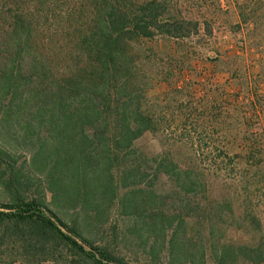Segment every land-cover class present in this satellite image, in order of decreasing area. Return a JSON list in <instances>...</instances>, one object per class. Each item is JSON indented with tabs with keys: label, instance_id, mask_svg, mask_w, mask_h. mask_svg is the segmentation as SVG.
I'll use <instances>...</instances> for the list:
<instances>
[{
	"label": "trees",
	"instance_id": "trees-1",
	"mask_svg": "<svg viewBox=\"0 0 264 264\" xmlns=\"http://www.w3.org/2000/svg\"><path fill=\"white\" fill-rule=\"evenodd\" d=\"M215 25L264 42V0H0V264H264L263 150L175 68Z\"/></svg>",
	"mask_w": 264,
	"mask_h": 264
},
{
	"label": "rangeland",
	"instance_id": "rangeland-1",
	"mask_svg": "<svg viewBox=\"0 0 264 264\" xmlns=\"http://www.w3.org/2000/svg\"><path fill=\"white\" fill-rule=\"evenodd\" d=\"M237 31L236 27L219 29L215 25L210 44H203V52H198L202 58L194 57L195 53L189 54L187 59L184 58L183 64H176L175 68L183 65L187 71L185 79L197 82L196 89L206 98L207 106L197 100L190 105V121L199 122L196 126L203 131L210 134L214 132V138L217 132V145L228 153L241 151L248 143L258 145L263 153H256L253 161H264V42H260V37L243 39ZM192 51L189 49L190 53ZM181 53L183 52L180 50L175 53L169 48L161 47L160 55L168 58V61L176 62ZM169 88V84L162 81L150 90V94L157 95ZM177 104L179 102L170 103L173 107ZM215 106L218 108L215 109ZM221 106L223 108L220 109ZM215 110L220 114L218 121H202L203 117L215 115ZM137 146L147 152L158 150V143L151 135H145ZM19 153L21 156L16 165L24 161V152ZM260 169L264 178V163ZM3 193L5 192L0 186V197H4ZM239 235L237 233L234 236Z\"/></svg>",
	"mask_w": 264,
	"mask_h": 264
}]
</instances>
